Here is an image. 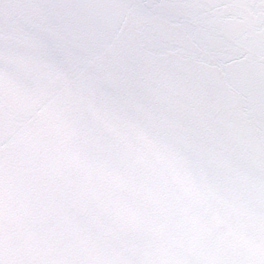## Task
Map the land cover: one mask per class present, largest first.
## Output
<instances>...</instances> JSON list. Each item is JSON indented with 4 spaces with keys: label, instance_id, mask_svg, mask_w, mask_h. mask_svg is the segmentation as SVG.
<instances>
[{
    "label": "snow or ice",
    "instance_id": "obj_1",
    "mask_svg": "<svg viewBox=\"0 0 264 264\" xmlns=\"http://www.w3.org/2000/svg\"><path fill=\"white\" fill-rule=\"evenodd\" d=\"M0 264H264V0H0Z\"/></svg>",
    "mask_w": 264,
    "mask_h": 264
}]
</instances>
